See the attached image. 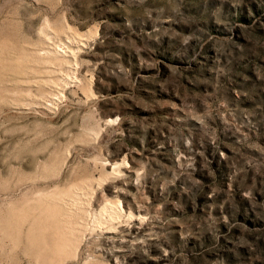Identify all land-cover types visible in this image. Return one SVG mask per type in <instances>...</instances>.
I'll list each match as a JSON object with an SVG mask.
<instances>
[{"label": "rangeland", "instance_id": "1", "mask_svg": "<svg viewBox=\"0 0 264 264\" xmlns=\"http://www.w3.org/2000/svg\"><path fill=\"white\" fill-rule=\"evenodd\" d=\"M56 203V264H264V0H0V264Z\"/></svg>", "mask_w": 264, "mask_h": 264}, {"label": "bare ground", "instance_id": "2", "mask_svg": "<svg viewBox=\"0 0 264 264\" xmlns=\"http://www.w3.org/2000/svg\"><path fill=\"white\" fill-rule=\"evenodd\" d=\"M23 152H25V151H23ZM17 156H19V155H17ZM90 184H91V182H90ZM76 185L79 188H84L85 187L84 190L87 189V191L89 189V188H86V185H89L88 180L85 181L83 179L82 181H80ZM76 185L75 186L73 185V186L76 187ZM74 187H71L70 189H68L69 191L67 193H65V196H67V198H68V196L72 195ZM89 187H90V185H89ZM77 190H76V192H77ZM87 191H86V194H87ZM76 192H75V194H76ZM75 194L73 193V195H75ZM63 195H61L60 198L61 197L63 198ZM76 196H79V195L77 194ZM58 197H57V199H59ZM72 197H74V196H72ZM69 198H68V200H69ZM64 199H65V197H64ZM60 201H62V200L60 199ZM73 201H75V200H73ZM78 203H80V202H78ZM116 203L115 202H111V206H108V205L105 204V206L103 208H100V210L95 209L93 211V213H92L93 214L92 216H94V219H96V220H101V219H99V217H100V215L104 214L103 212L107 213V211L110 210L111 213L113 214V211H115V208H114V206L112 207V205H115ZM60 204L61 203H59V205ZM118 204L120 205V203H118ZM77 205H76V207H77ZM46 206H48V205H45V207ZM50 206L51 207H46V208L43 207L44 209H42V210L40 208V210L42 212H39L37 215L33 216L32 219H30L31 221L29 223V227H28L27 233L25 234V237H24V239H25L24 250L29 256H31L32 258H35L37 260L36 263H39L38 261H40L41 264L42 263H44V264H56L58 258L61 255H64V254L68 253L70 251V249L72 248V246H74L76 244L75 241L78 240V242H79V239L81 237V236L79 238L77 237V234L80 235L79 234L80 232L77 233V231H79L81 229L80 228V226H81L80 224L77 227V222L80 219H81V221H79V222H82V218L86 215L87 211L85 210L86 212H84L83 211L84 209L83 210L81 209V211L78 212V209H80L78 207L77 209H75V212H76V210L78 212L77 214L75 213L77 216L76 215L75 216H69L70 218L68 217V219L66 220L63 217L64 214L62 213V210L60 211V214H59V211H57L59 209V207H60V206L57 205V203L56 204H52ZM63 206H64V204H63ZM17 207L15 206V209ZM39 207H41V206H39ZM30 208H33V206L30 207ZM64 209L67 210V208H64ZM1 210H0V241H2L4 239H6V240L8 239V240H11V242L13 243V240L15 239V244L19 245V242H22V241H20V237L18 236V234H16L17 236L14 238V231L17 230V228L19 227V225H18L19 223H18V221L15 222L14 219L11 217V213L10 212L12 211V207H11V210L8 207V210L6 209L5 212H1ZM48 210H53L55 213L54 214H48L47 213ZM71 211H72V209H71ZM110 211H108V213ZM117 212H116V214H117ZM69 213L71 215L72 212H70V210H69ZM120 214H119V216H120ZM76 217H78L77 220H76ZM88 217H89V215H88ZM82 230H83V228H82ZM17 231H19V230H17ZM2 238H4V239H2ZM73 242L75 244H73ZM12 247H13V245H12Z\"/></svg>", "mask_w": 264, "mask_h": 264}]
</instances>
